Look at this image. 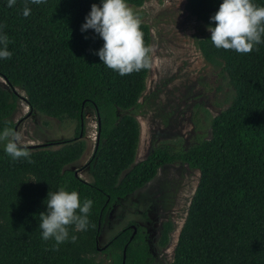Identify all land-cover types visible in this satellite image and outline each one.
<instances>
[{"label":"trees","instance_id":"16d2710c","mask_svg":"<svg viewBox=\"0 0 264 264\" xmlns=\"http://www.w3.org/2000/svg\"><path fill=\"white\" fill-rule=\"evenodd\" d=\"M145 1L126 0L135 7ZM222 2L187 0L190 14L204 25L197 41L202 56L234 92L230 104L211 119L209 138L178 152L153 146L137 160L140 127L132 111L149 69L121 76L102 63L96 53L103 39L93 29L81 31L92 4L101 0H16L12 7L0 0V34L8 36L12 53L0 58V76L8 85H0V130L17 125L12 117L21 98L30 111L77 121L71 139L28 145L33 163L13 160L0 146V264H122L124 247V264H264V36L248 54L216 48L208 26L215 27L210 17ZM253 2L264 6V0ZM141 28L150 46V27L141 20ZM88 109L97 123L91 181L65 168L85 149L79 134ZM177 161L198 170L199 178L171 261L154 260L146 227L133 220L100 246L113 205ZM61 188L93 204L87 229L69 226L68 240L56 250L54 239H42L39 214L47 212L49 191ZM173 229L171 220L162 221L159 247L169 243Z\"/></svg>","mask_w":264,"mask_h":264},{"label":"rangeland","instance_id":"374dc122","mask_svg":"<svg viewBox=\"0 0 264 264\" xmlns=\"http://www.w3.org/2000/svg\"><path fill=\"white\" fill-rule=\"evenodd\" d=\"M177 3L178 0H147L139 7L128 4L150 27V47L154 50L155 62L154 67L148 70L139 105L132 111L140 127L137 160L144 158L153 146L178 152L209 138L211 119L230 104L234 94L220 69L209 64L198 48L203 23L190 14L187 0H180L178 7ZM0 85L8 87L2 76ZM17 90L25 96L21 89ZM12 118L27 145L71 139L77 125L76 120L59 121L30 111L23 98L19 99ZM96 132L95 114L88 109L80 138L85 149L78 160L65 166L76 170L87 181L92 180L89 161L95 147ZM58 146L49 145L51 149ZM198 178V170L178 161L159 168L155 178L119 199L107 212L101 226L99 245L102 246L133 220L146 227L154 260L170 262L176 232L183 223ZM166 219L174 223L176 230L173 229L170 246L159 247L158 224ZM166 248L169 253H166ZM99 257L105 258L104 254ZM104 263L108 264V260L105 259Z\"/></svg>","mask_w":264,"mask_h":264},{"label":"clouds","instance_id":"9594fccd","mask_svg":"<svg viewBox=\"0 0 264 264\" xmlns=\"http://www.w3.org/2000/svg\"><path fill=\"white\" fill-rule=\"evenodd\" d=\"M46 0H30L32 4L45 3ZM16 4V0H8V7ZM180 4L178 0L177 7ZM28 3L23 7V15H30ZM215 27L208 26L212 44L220 49L233 50L239 54H248L262 42L264 36V6H258L253 0H223L219 9L210 17ZM93 29L104 41L96 53L102 63L109 69L125 76L133 72L154 67V50L146 45L141 28V20L128 5L126 0H101V4H92L85 17L81 31ZM9 38L0 34V58L10 59L8 50ZM0 144L13 160H31L29 146L24 142L21 132L5 126L0 130ZM47 212L39 214V228L42 239L55 240V248L69 238V226L77 231L86 230L89 224L93 201L85 199L81 203L77 191L50 192L47 196ZM79 212V214H78ZM72 242L76 237L72 236Z\"/></svg>","mask_w":264,"mask_h":264},{"label":"flooded vegetation","instance_id":"af4514ba","mask_svg":"<svg viewBox=\"0 0 264 264\" xmlns=\"http://www.w3.org/2000/svg\"><path fill=\"white\" fill-rule=\"evenodd\" d=\"M166 220H167V219H166ZM162 221H164V220H161V221L159 222V224H158V235H157V237H158L159 234H160V229H161V226H162ZM177 224H178V223H176V227L178 226ZM135 226H136V225H135ZM181 226H182V225H181ZM181 226L179 227V230H180ZM131 228H132V227H131ZM132 229H133V228H132ZM175 230H176V229H174V231H175ZM174 231L172 230V232L170 233V237H171V238H170V241H169L170 243H171V240H172V236H171V235H172V233H173ZM132 232H133V230H132ZM135 232H136V231H135ZM176 233H177V237H178V233H179V231L176 232ZM177 237H176V241H177ZM170 243L167 244L168 247L170 246ZM175 244H176V242H175ZM175 244H174V246H175ZM167 245H166V246H167ZM166 246H165V247H166ZM174 246H173V248H172V252H173ZM166 249H167V250H166V253H169L168 248H166ZM172 252H171V253H172Z\"/></svg>","mask_w":264,"mask_h":264},{"label":"water","instance_id":"95a60500","mask_svg":"<svg viewBox=\"0 0 264 264\" xmlns=\"http://www.w3.org/2000/svg\"><path fill=\"white\" fill-rule=\"evenodd\" d=\"M98 123H99V119H98ZM14 130L17 131V125L15 126ZM79 135H80L79 137H81V136H82V133L80 132ZM97 136H98V134H97ZM96 145H97V141L95 142V147H96ZM76 173H77V172H76ZM131 227L133 228V232H132V234H131V236H130V237L132 238L133 235H134V233H135V231H136V226H135V225H131ZM124 258H125V247H124V249H123V260H122V264H124Z\"/></svg>","mask_w":264,"mask_h":264}]
</instances>
